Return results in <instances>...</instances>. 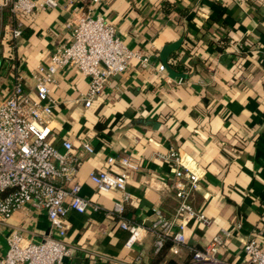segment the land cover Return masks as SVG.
Segmentation results:
<instances>
[{
  "label": "crops",
  "instance_id": "obj_1",
  "mask_svg": "<svg viewBox=\"0 0 264 264\" xmlns=\"http://www.w3.org/2000/svg\"><path fill=\"white\" fill-rule=\"evenodd\" d=\"M57 3L17 16L23 33L13 43L8 40L10 14L2 21L0 13V101L16 76L29 88L36 66L70 41L65 22L72 8L76 14L102 16L126 46L149 56L147 68L130 59L89 106L83 98L90 79L72 65L60 69L49 87L56 103L51 141L60 150L62 141H71L79 159L74 181L91 202L83 213L67 214L64 264H187L192 250L203 248L222 229L231 233L218 251L225 263L244 260L243 243L251 237L264 245V0ZM178 39L175 52L185 68L181 76L167 72L166 77L157 70L164 64L160 50ZM221 39L226 48L218 51L214 41ZM178 77L182 83L175 81ZM82 142L93 152H86ZM170 148L200 175L190 202L209 224L186 218L182 245L167 239L155 251V235L144 231L126 247L128 232L110 213L120 194L99 191L88 172L113 168L107 163L111 156L127 155L137 163L127 180L124 216L148 226L157 209L169 217L176 204L170 165L162 159ZM14 230L26 241L40 240L49 231L45 210L26 204L0 222V255Z\"/></svg>",
  "mask_w": 264,
  "mask_h": 264
},
{
  "label": "built area",
  "instance_id": "obj_2",
  "mask_svg": "<svg viewBox=\"0 0 264 264\" xmlns=\"http://www.w3.org/2000/svg\"><path fill=\"white\" fill-rule=\"evenodd\" d=\"M57 5V0H0V13L7 10L12 19L10 41L15 42L23 33V24L16 20L17 16ZM65 26L70 30V41L59 44L46 64L36 66L32 71V85L25 88L20 76H16L9 94L0 101V222L7 221L26 204L44 209L49 220L48 233L38 241H26L14 230L4 255H0V264H64L69 254L63 240L68 229L67 214L70 210L83 213L91 204L80 194L81 185L74 181L79 159L72 152L71 141H62V150L51 141L52 110L56 103L49 87L56 82L60 69L72 65L78 73L89 77L83 98L84 105L89 106L111 77L124 72L130 59L139 61L142 68L149 66V56L126 46L102 16L76 14L72 8ZM157 70L168 76L164 64ZM175 81L182 83L183 78ZM81 147L88 153L93 152L88 142H82ZM162 159L170 165V187L176 204L169 217L157 209L155 219L148 226L124 216L130 198L127 180L130 172L138 170L137 163L127 155L111 156L107 163L113 168L88 172L99 191L120 194L110 213L118 219L119 227L128 232L126 247H131L144 231L155 235V251L167 239L174 245H182L186 218L209 224L207 217L190 202L200 175L188 166L178 149L170 148ZM230 236L229 231L222 229L203 248L193 249L187 264H264V245L255 237L243 243L244 260L238 263L220 260L218 251Z\"/></svg>",
  "mask_w": 264,
  "mask_h": 264
},
{
  "label": "trees",
  "instance_id": "obj_3",
  "mask_svg": "<svg viewBox=\"0 0 264 264\" xmlns=\"http://www.w3.org/2000/svg\"><path fill=\"white\" fill-rule=\"evenodd\" d=\"M2 13H3V17H2L3 20L2 21L8 20L7 15L9 14V12L7 10H4ZM4 23L5 22H3L2 24H4ZM8 40H10V39H8ZM214 42H215L214 48L217 49L218 51H222L226 48V43L223 39L217 40ZM175 51H172L168 55V59H167L166 63L172 71L176 72L177 74H179V76H181L180 72H181V70H183L185 68V66L182 64V62L180 61L179 55Z\"/></svg>",
  "mask_w": 264,
  "mask_h": 264
},
{
  "label": "water",
  "instance_id": "obj_4",
  "mask_svg": "<svg viewBox=\"0 0 264 264\" xmlns=\"http://www.w3.org/2000/svg\"><path fill=\"white\" fill-rule=\"evenodd\" d=\"M181 39H178L176 41H173L169 44H166L164 45L161 50H160V58L161 60L163 61L164 65H165V68H166V71L168 72L169 76L171 77H176V76H179V74H177L176 72L172 71L167 63H166V60H167V57L168 55L172 52V51H175L179 48L180 44H181Z\"/></svg>",
  "mask_w": 264,
  "mask_h": 264
},
{
  "label": "rangeland",
  "instance_id": "obj_5",
  "mask_svg": "<svg viewBox=\"0 0 264 264\" xmlns=\"http://www.w3.org/2000/svg\"><path fill=\"white\" fill-rule=\"evenodd\" d=\"M2 28V26H1V23H0V29Z\"/></svg>",
  "mask_w": 264,
  "mask_h": 264
}]
</instances>
